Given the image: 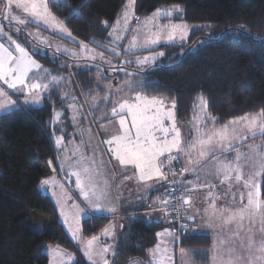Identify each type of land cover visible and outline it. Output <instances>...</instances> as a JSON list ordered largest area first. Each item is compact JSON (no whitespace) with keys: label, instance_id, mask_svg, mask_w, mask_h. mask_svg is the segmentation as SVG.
<instances>
[{"label":"trees","instance_id":"1","mask_svg":"<svg viewBox=\"0 0 264 264\" xmlns=\"http://www.w3.org/2000/svg\"><path fill=\"white\" fill-rule=\"evenodd\" d=\"M124 3L47 0L51 13L83 43L104 42ZM163 6H179L176 20L202 26L192 30L184 45L161 46L167 61L140 71L130 69L132 90L175 102L180 124L192 117L201 97L218 125L264 109V0H134L137 16ZM17 41L28 47L25 40ZM32 56L54 73L68 69L63 57L40 51ZM93 73V68L72 72L87 96L96 85ZM118 80L124 81L122 75L118 74ZM64 104L54 92L40 106L18 107L0 116V264H48L44 252L48 244L72 250V264H87L68 238L52 201L39 189L42 178L50 173L49 162L54 161L49 135L52 113ZM260 192L264 200V170ZM145 209L138 205L134 213L121 218L123 227L110 264L146 259L156 232L165 225ZM107 222L102 216L84 218L81 238L95 234ZM180 240L181 246L190 247L196 263L208 264L207 235L186 234Z\"/></svg>","mask_w":264,"mask_h":264},{"label":"rangeland","instance_id":"2","mask_svg":"<svg viewBox=\"0 0 264 264\" xmlns=\"http://www.w3.org/2000/svg\"><path fill=\"white\" fill-rule=\"evenodd\" d=\"M6 3L7 0H0L1 26L7 28L9 32L11 31V35H15L17 38L25 40L26 44L32 51L25 45H21L26 48L29 54L40 51L50 57H63L67 61L74 62L73 71L76 68L81 67L83 64L92 66L97 64L100 66L98 68L100 70L99 73L108 75L104 76V79L102 76H99L101 79L106 80V83L103 85V95L97 94L90 100L83 101L78 99V97L82 96L78 95L76 88H74L75 94L71 88H68L63 95L62 93L59 94L60 100H63L66 103L62 107L56 108V110L52 113L51 123L53 122V126L50 124V127H53V129H51V134L49 133V135L54 150V161L51 162L49 166L50 173L46 177L42 178L39 184L40 191L46 194L52 201L56 209L58 219L68 238L72 243H74L76 248L80 250L82 248L83 240L80 236L81 221L88 217L89 211L92 212L93 210L89 209L86 202L82 200L80 192L76 186V177L71 175V173L82 171L84 167L89 168L97 190H102L106 194L105 198L100 202L105 210L94 211L96 213H113L108 212L106 210L108 208H114L115 211H117L115 198L119 195L121 196L125 189H134V186L131 185L132 181L135 180L134 177H127V175L121 174L119 170L115 168L111 169V167L106 163L107 158L114 157V145L107 143V141H109L113 136L120 134L119 116H113L112 109L113 107L118 106V104L123 102L125 99L129 102H134L135 96L137 95H131V99L120 98L121 94L117 90L118 87H116L120 82L117 81L114 74L116 72L120 74H125L126 72H128V74H133L134 72L130 71V69L133 71H140L149 65H153L161 61L162 63L167 61L168 57L163 58L164 55H159L162 53L159 48L166 45L186 44L192 30H195V28L200 29L202 25L197 23H188L183 20H176L175 16L179 14V10L177 11L175 6L159 7L148 14L137 16L134 9V0H125L124 6L118 15V18H116V20L112 23L106 35L105 41H92L91 43H84L87 45V48L91 50L89 52L80 47L81 42L73 37V35L72 37L67 35L69 30L66 28L64 21L55 17L49 10V7L48 10L51 13V16L55 17V19L50 18L49 22L46 24L42 21L37 22L35 18L31 17L28 13H25L22 9H17L15 7V3L11 6L10 11H6ZM157 10H160L161 12L159 18L150 20ZM165 12H172V15H164ZM125 14L129 17L126 30L124 20ZM12 17L23 19L25 20V23L19 24L16 20H13ZM146 22L147 28L145 27ZM170 24L186 25L187 27L184 29L186 39L181 41L179 36H177L174 41L166 42L167 31L165 30L161 32V41L155 45H151L147 48L141 46L136 48L130 47L134 36L136 37L137 44L142 45L147 36L158 31V26ZM61 27L67 31L61 32L59 30ZM148 28L151 29V32L148 31ZM110 33L112 35H110ZM117 34L122 38L115 40L114 37ZM152 38H155V36ZM17 42L22 43V41ZM195 47L196 46H191L192 49H195ZM126 49L128 50L126 51ZM73 53H75V55H73ZM116 53H119V55ZM93 55L95 56V59L91 58ZM145 57H155V59H149L147 63H137L138 60L144 61ZM32 58L34 59V57ZM37 63L39 62L37 61ZM117 66H119V68ZM44 73V69L41 68L39 74L32 75V79L29 80V83L34 81L39 82V80L43 79L42 76ZM68 75H71V73L69 72ZM100 81L102 80H98V82ZM113 82H115L114 85L116 86L112 88ZM99 84H101V82ZM140 95L142 97H157L163 99L158 96ZM106 97L107 99H105ZM28 100L35 104V106L41 105V99L39 102H33V98L29 96ZM109 100H111V107L108 111L102 113L98 121H94L87 115V110H91L100 104H106ZM164 102L165 106H171L170 102L167 103L165 100ZM199 103L200 100L198 101L195 110L197 114L200 111V108L198 107ZM258 113L259 112L247 115L251 117L257 115ZM54 116H56L55 120L53 119ZM109 116V119L102 122L100 121L101 118L104 119ZM243 116L245 115L233 118L230 121ZM73 117H75V119H73ZM211 122L212 121L208 120L204 121V124H208L206 127H202V136L203 132H210L214 128V126L210 124ZM165 124L170 127L169 121L165 120ZM227 125L229 126V129L236 128L237 136L239 137V139L232 142L233 146L228 151L225 152L221 148L214 145L213 151H210L208 156L202 159L199 158V148L191 153L187 152V155L190 160L196 161L199 159L200 162L198 164H205L203 167H209L212 164H217L216 166L219 167L222 163H228L230 161L232 169L230 175L231 178H235V169L238 168L241 174V180L238 184L235 182V186L238 191H240V206L242 208L247 203V193L249 191V188L245 187V184L252 179H254L259 185L261 183L264 169V167H261V165L264 164V139L262 138L258 127L255 129L257 134L252 136L243 122L235 125H230L228 123ZM223 126L216 129L222 128ZM158 135L161 134L158 133ZM60 137H63V140L58 146L56 141ZM203 138H206V136H203ZM195 139L196 136L194 135L193 141ZM255 146L259 147L257 148ZM176 153L177 152H173L172 155L176 156ZM238 154L240 155L239 160L236 159ZM177 155L179 156L178 159H180V154ZM158 162L161 164H173L175 160L170 162L168 154L165 153L164 156L159 158ZM215 169L218 171L215 172V174H211L214 175L212 178L225 180L224 176L226 173L223 169ZM136 174L137 172L135 170V175ZM174 175L177 177L178 173ZM165 176L166 179H163V183L160 186H156V189L158 187L157 193L161 194V188L163 187L162 190H164V185L168 182L167 174H165ZM43 180H48V184L42 186L41 182ZM173 180V182L178 186L177 178L173 176ZM193 182L197 187L204 189L206 187L205 183H201L198 180L191 181L192 184ZM207 187H209V185ZM179 189L181 191V188ZM192 192L195 195V202L189 201V205H184L183 214L186 221L188 218L197 217L198 219L199 215H204L206 210L205 201L214 197V195H212V191H210V193H207L206 191L203 193V190H194ZM201 194L204 195H202L198 204L197 199ZM78 209L87 210L78 212ZM215 212L216 214H220L223 211L220 212V210H216ZM61 213H64V215ZM65 217H67V223H65ZM213 218L214 219L212 220H215L214 226L218 227L220 222L219 220H221V218ZM109 224L110 225L108 226H112V223ZM69 228H71L72 231H69ZM187 228L189 231L191 229H193V231L199 230L200 223H187ZM104 229L105 228L99 230L97 234L108 237L109 241L107 240L105 243L106 245L104 246H109V251L107 252L109 253L113 248L112 242L110 241L111 239L109 238V235L103 234ZM107 229L111 230L110 228ZM217 230H219L221 234L227 236V239L230 240L229 245L231 244V246L226 249L231 251L232 256L228 259H235V261H228L227 264H250V262L254 261L256 256L260 255L257 249H259L261 245H264V207H262L259 211H256L254 215H245V217L237 223V227L235 228L236 231L234 233L226 232L225 230L222 231V229ZM72 232H76V239H73ZM218 234L219 233L216 232L215 236ZM44 252L47 253L48 264H50V262L51 264H72L75 260V253L72 250L56 244H48L45 247ZM89 262L91 264V261Z\"/></svg>","mask_w":264,"mask_h":264},{"label":"snow or ice","instance_id":"3","mask_svg":"<svg viewBox=\"0 0 264 264\" xmlns=\"http://www.w3.org/2000/svg\"><path fill=\"white\" fill-rule=\"evenodd\" d=\"M13 3H15L17 9H22L25 13L35 18L37 22L42 21L47 24L50 18L55 19L48 10L46 0H7L5 10L10 11ZM176 10H179V6L176 7ZM160 15V10H157L150 20H155L159 18ZM164 15L171 16L172 12H165ZM12 19L16 20L19 24L25 23V20L17 17H12ZM128 19V15L125 14V30L127 29ZM145 27L147 28V22ZM186 27L187 26L184 24L158 26V31L147 36L142 45L137 44L136 37L134 36L130 47L136 48L141 46L147 48L151 45H155L161 41V32L165 30L167 31L166 42L174 41L177 36L183 41L186 39V33L184 31ZM59 30L61 32L67 31L63 27ZM148 31L151 32V29L148 28ZM67 35L72 37L71 32H67ZM110 35L112 34L110 33ZM0 36H5L8 40V46L0 42V82H3L8 89L16 90L19 88L25 92V95H31L33 102H39V93L41 89L46 90L49 85L35 81L29 83L28 81L30 73H32L34 69H41V65L32 58V55L29 54L26 48L22 46L21 43H18L10 33L0 29ZM153 36H155V38H152ZM121 38L122 37L118 34L114 37L115 40ZM80 47L85 51H91L83 42L80 43ZM13 48L14 52L12 50ZM127 50L128 49H126V51ZM116 54L119 55V53ZM73 55H75V53H73ZM159 55H163V53ZM91 58L95 59V56L93 55ZM149 59L154 60L155 57H145L144 61L138 60L137 63H147ZM55 79L56 78L53 77L54 81ZM131 87L132 84L129 83V88ZM5 95L6 93L0 90V96ZM105 99H107V97ZM14 103L15 101L9 99L6 104L0 103V109L13 105ZM175 107V102H173L170 107H167L165 106L164 100L161 98L142 97L137 93L134 102H129L125 99L112 109V115L119 116L120 134L113 136L107 143L114 145V158L119 161L120 165L134 166L140 181L166 179L165 173L162 171V164L158 162L159 158L164 156L165 153L168 154L169 161L171 162L172 160L178 159L177 156L172 155L173 152L179 153L187 151L191 153L199 148V158L202 159L208 156L210 151H213L214 145L226 152L233 146L232 142L239 139L237 136V129H229L228 125L219 129L213 128L210 132H203V136H206V138H203L202 125L204 121H212L214 124L216 118L208 115V102L201 97L198 105L200 111L196 116V139L192 142H187L184 137H182L181 130L176 124ZM53 119L55 120L56 116H54ZM73 119H75V117H73ZM165 120L169 121L170 127L165 124ZM242 122L248 128L252 136L257 134L255 131L257 127L260 129V133L264 134V109H261L257 115L249 117L246 114L243 117L230 121L229 124L235 125ZM158 133L161 135H158ZM62 140L63 137L57 139L56 143L58 146L61 144ZM255 147L258 148L259 146ZM236 159H240L239 154ZM199 162V159L196 161L189 160V163L198 164ZM49 163L51 164V161ZM261 167H264V164H262ZM222 169L226 173L224 179L227 180L231 175L232 169L229 164H224ZM182 171H190V169H184ZM235 172L236 181H240L241 174L239 169H235ZM71 175L76 177L77 189L80 192L82 200L88 205V208L93 211H104L105 209L100 202L105 198L106 194L102 190H97L89 168L84 167L82 171L72 172ZM41 184L42 186L48 184V180H43ZM245 187L249 188L247 203L238 211L231 213L228 217L229 220H235L237 218L242 220L245 215H254L256 211L264 207V201L260 199V185L252 179L245 184ZM183 203L188 204L189 200L184 199ZM85 210L87 209H78V212ZM106 210L108 212L115 211L114 208H108ZM61 214L64 215V213ZM65 223H67V217H65ZM69 231H72V229L69 228ZM167 231L168 230H165V232ZM103 234L109 235V230L107 228L104 229ZM161 235L163 234L157 233V237ZM72 237L76 239V232H72ZM98 239L99 237L93 236L86 242L84 254L88 260L91 261V264H109V261L105 258V254L109 251V246L97 248L96 242ZM257 251L260 255L256 256L254 261L250 262V264H264V245H261ZM96 257L99 259H96Z\"/></svg>","mask_w":264,"mask_h":264},{"label":"crops","instance_id":"4","mask_svg":"<svg viewBox=\"0 0 264 264\" xmlns=\"http://www.w3.org/2000/svg\"><path fill=\"white\" fill-rule=\"evenodd\" d=\"M0 29H3L5 32L11 34V31L9 32L7 28L2 27L1 23H0ZM12 36L14 39L17 40V37L15 35H12ZM0 42H3L5 43L6 46H8V41L5 36H0ZM12 50L14 52V48ZM66 62H68L69 64L68 69L64 68L65 70L60 71L58 73H54L49 68L44 67L42 64L39 63L41 65V68L44 69V71L47 70L42 76L43 79L39 80V82L46 83L49 85V87L46 90L41 89L39 93V97L41 99V105L44 101V98L49 96L51 93L55 92L58 95L62 93L63 95L68 88H71L74 94H75L74 88H76V92L78 93V95L82 96V97L77 96L78 99L83 100V101L90 100L94 95L104 94L103 85L104 83H106V80H103V79H104V76H108V75L99 73L100 70L98 68L100 66H98L97 64L93 66L83 64L81 65V67L76 68L78 70H81V69L86 70L89 68H93L94 70L93 78L96 82V85L94 86L92 91L88 92V96H87L81 92L76 81H74L73 74H72V72L74 73V71L76 70L75 69L73 71L74 62L67 61V60ZM117 67L119 68V66ZM71 69H72V72H70ZM39 71L40 69L39 70L34 69L33 72L30 73L29 80L32 79V75L39 74ZM69 72L71 73V75H68ZM118 74L120 73L116 72L114 76L117 78V81H119L120 83L117 84L116 86L114 85L115 82H113L112 88L115 86L118 87L117 90L121 94L120 95L121 97L119 96L120 98L131 99L130 98L131 95L138 93V92L133 91L132 87L129 88L128 79L130 76H132V74L129 75L128 72H126L125 74H120L122 75V78L124 79V81L118 80ZM99 76H102L103 79H101ZM53 77L56 78L55 81L53 80ZM98 80H102L100 81L101 84H99L100 82H98ZM0 90H3L6 93L5 96H0V103L6 104L7 100L9 99L15 101L13 105L0 109V116L18 107H27V106L37 107L35 106V104L31 103L28 100V97L31 95H25V92L20 90L19 88L16 90L8 89L7 86L3 84V82H0ZM164 100L167 103L170 102L171 105L173 103L166 99ZM63 102L66 103L65 101ZM110 107H111V100L107 101L106 104H100L92 108L91 110H87V115L94 121H98L102 113H104L105 111H108ZM196 116H197V112L195 111L192 117L186 123L180 124L175 114L176 124L181 130L182 137H184V139L187 142L193 141V136L195 135ZM109 118L110 116L104 119L101 118L100 121L102 122ZM230 120L220 125L216 123L213 124V122H211L210 124H212L214 128H218L223 125H227L230 122ZM50 124L51 126H53V122L51 123L50 121ZM207 124L208 123L206 124L203 123L202 127L204 126L206 127ZM51 129H53V127L52 128L50 127V132H51ZM177 154H180V159L175 160L176 164H178L179 166V171L176 172L178 173L177 177L176 175H174V177L177 178L179 187L175 183L174 184L178 188H181L182 201L183 199H188L189 201L195 202V195L192 192L194 190H198V191L203 190V193H205L204 191H206L207 193H210V191H212V195H214V197H211L210 199L205 201L206 210H205L204 215H199L198 219L197 217L187 219L188 224H197L199 222L200 229L196 231H193V229H191L189 231L187 228L186 234L187 235H207L208 236V246H207L208 264H227L228 261L234 262L235 259H228L229 257L232 256V254H231V251L226 249L231 246V244L229 245L230 240H228L227 239L228 237L225 236L224 234H221L219 230L217 229H222V231L225 230L226 232H231V233H234L236 231L235 228L237 227V223H239L240 219L237 218L235 220H229L228 217L231 215V213L236 212L241 208L240 206L241 195L239 194L240 191H238V189L235 186V182L238 184L239 181H235V178L234 177L231 178L230 176L227 180H217L215 178H212L214 177V175H211V174H215V172L218 171L215 168H222L224 164L229 163L231 167V164H230L231 162L229 161L228 163H222L219 167L216 166L217 164H212L209 167H203L205 164L189 163L190 159L188 158L187 151L179 152V153H176L175 155L178 156ZM106 161H107L106 163L111 167V169L115 168L119 170L121 174L127 175V177H134L135 180L132 181V184H131L134 186V189H129V190L125 189L124 192L121 194V196L119 195L115 198L117 211L113 213H96L94 211L92 212L87 211L89 214L88 217L89 216H102V217L108 218V222L101 229L103 228L111 229L109 230V233H110L109 238L111 239L110 241L112 242L113 248L111 249V252L105 254V258L109 260L110 262V259L114 253L117 238H118V232L122 230V227H123V224L120 221L121 218L127 216L128 214L134 213L133 210L136 206L143 205L146 208L145 212L147 213L152 212L153 217H156L165 226L156 232L155 243L148 250L146 259L144 260L134 259L128 262V264H198L193 260L190 254V247L188 248V247L181 246L180 244L181 240L176 239L172 235L169 229L168 217L166 215V212L161 210L162 207L166 205L165 203L166 202V190L165 189L162 190L163 188L162 187L161 194L157 193L158 187L156 189V186L157 185L160 186L164 180L153 179V180H147V181H140L138 174L135 175L134 166L132 165L122 166L118 163V160H116L114 157L107 158ZM184 169H190V171H182ZM162 171L165 173L164 164H162ZM206 172H207V175H206ZM195 180H198L201 183H205L206 184L205 189L195 186L194 182L193 184L191 183V181H195ZM208 185L209 187H207ZM202 195L204 194H201L199 198L197 199L198 204L202 198ZM184 205L187 206L189 205V203L188 204L183 203V206ZM216 210H220V212L222 211L223 212L220 214H216L215 212ZM212 216L221 218V220H219L220 222H219L218 227L214 226L215 220H212L214 219ZM189 220H191V222ZM109 223H112V226H108L110 225ZM165 230H168V231L165 232ZM216 232L219 233L217 236H215ZM157 233H162L163 235H161L160 237H157ZM80 236H81V228H80ZM93 236L99 237L98 241L96 242L97 248L104 247V245H106L105 244L106 241L107 240L109 241L108 237H105L103 235H98L97 232L96 234H93L90 237L84 238L82 240V248L79 250V252L83 256L87 264H90V262L84 254L85 245H86V242L89 239H91V237ZM96 259H99V258L96 257Z\"/></svg>","mask_w":264,"mask_h":264},{"label":"built area","instance_id":"5","mask_svg":"<svg viewBox=\"0 0 264 264\" xmlns=\"http://www.w3.org/2000/svg\"><path fill=\"white\" fill-rule=\"evenodd\" d=\"M164 167L168 178L166 185L167 203L161 210L166 212L172 235L176 239H180L186 234L187 222L183 214L184 206L181 191L173 182V176L179 171V166L174 162L173 164H164Z\"/></svg>","mask_w":264,"mask_h":264},{"label":"water","instance_id":"6","mask_svg":"<svg viewBox=\"0 0 264 264\" xmlns=\"http://www.w3.org/2000/svg\"><path fill=\"white\" fill-rule=\"evenodd\" d=\"M191 222V220H189Z\"/></svg>","mask_w":264,"mask_h":264},{"label":"bare ground","instance_id":"7","mask_svg":"<svg viewBox=\"0 0 264 264\" xmlns=\"http://www.w3.org/2000/svg\"><path fill=\"white\" fill-rule=\"evenodd\" d=\"M168 183V182H167Z\"/></svg>","mask_w":264,"mask_h":264}]
</instances>
